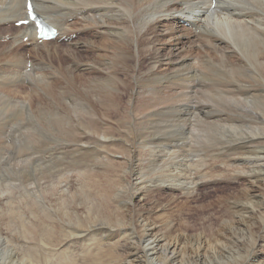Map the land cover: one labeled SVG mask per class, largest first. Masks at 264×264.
Instances as JSON below:
<instances>
[{
	"label": "bare ground",
	"instance_id": "obj_1",
	"mask_svg": "<svg viewBox=\"0 0 264 264\" xmlns=\"http://www.w3.org/2000/svg\"><path fill=\"white\" fill-rule=\"evenodd\" d=\"M32 1L60 36L39 44L32 25L22 26L0 54V104L11 115L0 123V177H36L25 191L23 181L10 196L0 190V264H86L107 248H127L124 264H263L256 247H264V236L250 218L264 199V0ZM25 5L0 0V31L26 19ZM79 21L83 35L91 30L99 38L72 40L77 72L57 47L78 33ZM88 51L99 53L92 64L83 60ZM33 94L44 100L37 116ZM17 107L51 133L21 146L26 133L12 127ZM217 159L250 184L244 196L251 210L248 221L224 223L207 254L210 242L178 232L165 205L162 225L140 208L153 194L188 202L223 179L210 175L208 162ZM21 214L30 218L20 221ZM42 223L49 231L30 228L32 235L29 225ZM244 230L247 242L239 241ZM22 235L37 240L33 247L17 244Z\"/></svg>",
	"mask_w": 264,
	"mask_h": 264
},
{
	"label": "rangeland",
	"instance_id": "obj_2",
	"mask_svg": "<svg viewBox=\"0 0 264 264\" xmlns=\"http://www.w3.org/2000/svg\"><path fill=\"white\" fill-rule=\"evenodd\" d=\"M104 18L106 20H108L110 18V15H107ZM72 22H73V20L71 21V23ZM6 25H9V26L6 27ZM6 25L4 26L6 28L3 31L0 32V35L8 36V34H10V33H12L14 31V34L12 35L11 38L17 37V33H18L17 30H16L17 27H15V25H14V27L12 28L13 20H11V23L9 22ZM84 26H85L84 21L77 22V27L79 28L78 29V33L73 34V36L75 35V39L78 38L77 41L78 40H82V39L84 40L87 37H91V36H94L95 35V34H92L94 32H91V30H89L86 35H83L81 33V28L84 27ZM11 29H13L12 32H11ZM78 35H79V37H78ZM98 38H99L98 36H96L95 38L94 37L93 38L91 37L92 41H98ZM72 40H74V38H71L70 41H66L65 43L60 42V44L62 46H58L57 49L59 51H62V54L64 55V57L66 59V63L67 64H70L71 67L75 68V62L73 60V57L70 56V53H68V52L71 51L70 48L71 47L73 48L76 45V43H77V41H76L75 44H71L72 43ZM103 40H105V41H103ZM103 40L101 42H104V43L107 42L106 39H103ZM4 42H5L4 39L0 40V54L4 50V46H3L4 45ZM84 46H85L84 43L81 44V48L82 49L84 48ZM26 48H33V46H29V47H26ZM19 50L20 51H25V49H23V48H20ZM26 54H27L28 57L30 56V53L29 52H26ZM32 54L34 55V53H32ZM97 54H99V53L98 52L97 53L94 52V54L92 55V52L91 51H88L85 54L83 53L82 54L83 60L86 61L87 60V57H88V59H90V62L92 64L96 60ZM84 55H85V57H84ZM75 69H76L77 72L80 70L79 67H77ZM49 75L52 76V77L50 76V78H49L50 80L51 79H54L53 78V75L51 73ZM60 75L63 76L64 73L61 72ZM88 81H89V76L88 75L84 76L83 78H81L79 80V82L82 85H84V86H87ZM61 84L62 83L57 84V86L60 87ZM22 91L23 90L21 89L19 91V94H21L20 92H22ZM23 94H24V97H25V93H23ZM33 95H35V94H33ZM19 96L22 97L20 99V101L23 100V98H24L23 95L21 94ZM41 102L44 103L43 98H39L37 95L33 96V106H34V112H36L35 113L36 116L38 115V112L36 110H38L42 106V103ZM4 105H6V104H4ZM4 105L0 104V123L5 122V118H10V116H11L8 113V111L10 109L8 108V106H4ZM22 108H23V104H22ZM22 108L21 107H17L16 110L18 111V114H20V116H18V119L16 120V122L14 124H12L13 125L12 127L15 126V129H14L15 131L17 129L22 130L21 128H23L22 131L24 133H26L25 134V137H24V142L21 144V146L24 147L25 146L24 143L26 144L27 142H28L27 143L28 145L26 144V146L33 145V143L35 144L36 139L34 137H36V135H46V134H50L52 127L50 125H48L47 123H45V122H43V124L40 125V121L38 119H36L34 116L32 117V119H30L28 117L27 113L25 112V110L23 111V113L22 112L19 113V110L22 111ZM14 113H16V111ZM25 113H26V115H25ZM14 118H15V116H14ZM120 119H123V118H120V115L116 116V119L114 121V124H116V122L118 120H120ZM30 125H31V127H29ZM48 128H49L50 132H49ZM26 129H27V131H26ZM29 130H30V132H28ZM33 130H35V131H33ZM38 130H39V132H38ZM44 130H47V131H44ZM33 134H34V136H33ZM32 136H33V138H32ZM32 151H29L30 154L32 153ZM28 155L29 154H27V156ZM20 156L22 157L21 159H25L26 158L25 151H21ZM7 159H8V157L6 158V160ZM200 159H199V161H200ZM221 160L222 159H217L216 160L217 162H214V160H211L210 161L211 163L208 162V164H209L208 167L211 166L210 169L212 170V172L210 170V175L213 174V175H216L215 177L219 176V177H222L223 179L220 180V181H217V182H212V183L210 182L208 185L199 188L198 193L197 194L195 193L196 195L192 199H190L188 202H185L184 200L179 199V198H177V197H175L173 195H169V196L168 195H166V196H163L162 195L161 196L159 194H153V195L147 197V199H145V201L143 202L144 205L143 206L141 205L142 207L140 208L142 211H145V212H148L149 213V215L152 218V220L154 219L153 220L154 223H158L159 225L160 224L162 225V222L164 220L161 218V216H163V212L160 211V209H162L161 207H163L165 205L163 208L164 209L167 208L168 211L170 210L168 212L169 214L168 213L167 214H168V216H172V217H170L171 220H173V218H174V220L172 221V223L173 224H176L175 226H176V229L178 230V232L187 233V234H189V236L195 237V239H197V237L198 238L199 237H204V238H206V240H208V243L210 242V247L211 248H209L210 250H208L207 254L210 251H214V249L217 248V245L212 240H213L214 237H217L218 233H222L224 231V229H225V226L223 225L224 223L227 224V221H233V222L235 221V222H238L237 220L240 221L241 218H243V221H248V219L250 218L248 213L250 212L251 208L248 205V203L246 202L248 198L246 196H244V195L247 194V191H248V188L250 187V184L247 181H245L244 178H241V179H237L236 180L235 177L237 175L234 174V172H233L232 169L229 170V168H225L222 165V163H223L222 161L223 160L222 161ZM200 163L202 165L204 164L203 161H200ZM210 164H212V165H210ZM194 168L196 169V171L199 168L201 169V167H199V166L198 167L195 166ZM225 169H227V170H225ZM19 177H20L21 180L19 179ZM19 177H18V180H20V181H18V180L17 181L16 180L13 181V180H9V179L4 178L3 176H1L0 178H2L3 180H7L6 181L7 183L6 182H2L0 180V182H2L1 184H3V187H5V190L2 187H0V190H3L4 194H6L7 192H9V194H6V195L10 196L11 191L14 189V186H16L15 185L16 182L19 185L20 184L21 185L23 184L22 181L25 182L24 186L26 185L27 187H24L23 185L21 186V188L24 187L23 190L25 191V189L29 187L28 183L31 184V182L33 183L35 181V179H36V177L35 178L28 177V180H26L27 179V176H19ZM21 177H23V179ZM210 177L211 176H209V178ZM30 179H32V181H30ZM205 180H208V178H206ZM10 183H12V184H10ZM7 185H8V188H6ZM262 185H264V183L263 182H260V189H262L261 191L263 193L264 192V190H263L264 186L261 187ZM242 195L244 196V198H243ZM164 197H166V198H164ZM171 201H172V203H171ZM237 202H240V203L235 206V203H237ZM183 204L185 206H183ZM14 207H15V204H14ZM18 207H19V204H18V201H17V205H16V210L17 211H19ZM234 207H238L241 211L239 209L238 210L234 209ZM258 209H259L258 210V214L256 215V217L250 218V222H254V221L257 222V227H256V229L254 231L256 233V236H259V237L261 236L260 238L262 240V238H263L262 236H264V231L262 229H260L262 231H260V230L257 231V228H258V226L260 224H262V226L264 227V225H263L264 224V199L261 200V203L260 204L258 203ZM234 210H235V212H234ZM172 211L174 213H172ZM236 211H238L237 214H236ZM170 212L172 214H170ZM232 212H233V214H232ZM234 213H235V215H234ZM14 217L15 216L12 215V213H10L8 216L4 217V220L7 218V220L4 222V225H7L8 222H10ZM21 217L24 220L21 218L20 221H27L28 218H30L29 214H23V215L21 214ZM239 217H241V218H239ZM235 218H237V219H235ZM14 224H16V223H14ZM40 225L39 226L36 225V228L33 225H29V230L32 233V235H33V230H35V229L36 230H39V235H40V232H42V231H45V230L49 231V228L47 229V226H46L47 223H42ZM37 227L39 229H37ZM178 227H179V229H178ZM240 227L243 228V225H241ZM30 228L33 229V230H31ZM181 229H182V231H181ZM226 229H228V228H226ZM221 230H223V231H221ZM6 231L7 230L5 229V233H10L9 232L10 230H8L7 232ZM19 231H21L20 232L21 234L23 233V229L21 227L19 228ZM215 233H217V234H215ZM34 234H35V231H34ZM23 235L22 236H19V238H18L19 240H18L17 244L20 245V246L26 247V245H27L26 243H29L30 247H33V244H35L37 240L36 241L33 240L34 242L31 241V240H29L27 242V241L24 240L25 238L23 237ZM246 236H248V237H246ZM32 237L34 238L35 235L32 236ZM240 237L241 238H239V241H242L243 240V242H247V240H248L247 238H249V234H247L246 230H244L242 232V234L240 235ZM58 241H61V240L58 239ZM211 245H213V246H211ZM242 248L243 247H241V249ZM233 249H238V248H236V247L234 248L233 247ZM249 249H248V251H249ZM256 249H257V253H259L260 256H261L260 260H262L264 262V247H261L260 246V247H256ZM262 249H263V252H261ZM126 250H127V248H124V249L123 248H117V249L116 248H114V249L107 248V249H104L103 251L93 252L92 254L89 255V257L87 256L88 257L87 259H89V260L86 261V264H124V263H126V261L128 260V257H129V252H128V250L127 251ZM28 251H30V250H28ZM248 251L245 254V257H246V258L244 257L245 259L248 258V255H249L248 254ZM38 252H40V251H38ZM191 252L192 251H190V253ZM30 253H32V252L30 251ZM35 253H37V252L35 251ZM23 254H25V253H23ZM33 257H36V256H33ZM240 260H241V258H240ZM27 261H28V263L30 262L29 264H42V263H40L41 260L38 261L36 258H32L31 260H27ZM80 261H81L80 264H83L82 263L83 258L82 259L80 258V260L78 262H80ZM244 263H246V261Z\"/></svg>",
	"mask_w": 264,
	"mask_h": 264
}]
</instances>
